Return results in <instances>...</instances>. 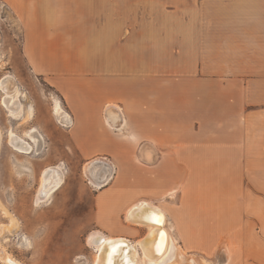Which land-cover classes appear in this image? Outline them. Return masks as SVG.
<instances>
[{"label": "rangeland", "instance_id": "rangeland-1", "mask_svg": "<svg viewBox=\"0 0 264 264\" xmlns=\"http://www.w3.org/2000/svg\"><path fill=\"white\" fill-rule=\"evenodd\" d=\"M175 1L178 0H148L147 10L140 7L143 8V17H147L150 23L145 26L150 36V51L152 46L156 49V41L160 39V23L157 22H160V17L174 16ZM181 1L182 7L189 3V0ZM191 1L193 4L206 2V10L203 12L201 9L199 16L212 19L211 24L206 26L207 35L212 41L193 40L188 43L190 57L188 55L184 59L188 65L198 68V77L214 82H235L237 76L246 83L260 81L258 71L264 70V59L258 53L254 54L252 49H243V42L220 40L226 32L221 24V19L224 23L226 11L221 9L227 1L235 0ZM24 28L13 11L12 3L0 0V79L8 74L13 75L16 82L5 80L4 86H10L13 93L16 92L13 86L17 87L21 100L19 115L12 117L1 104L3 91L0 90V243L11 257L21 264H92L95 252L87 244V236L92 230H102L110 236H125L132 242L146 232L143 226L127 223L123 215L127 205L140 198L150 199L162 207L178 245L186 253L204 257L209 264H224L227 258V264H238L241 252L239 243L245 242V233L240 235L236 226H230L224 222V218H220L218 210L222 199H233L234 203L242 205L238 219L239 225L244 223L249 230L248 243H253L257 238V229V233L264 238V228H258L259 224L262 225L258 219L264 214V201L256 195L253 185L236 183V169L226 168L236 165L237 146L228 147L231 153L228 151L221 155L210 152L213 142L206 136L193 139L195 144L188 150L184 148V139H181V143L177 139L173 143L161 137L160 140L152 136L132 138L124 128L121 131L108 128L110 136L120 139L122 153L82 152L72 135V119L64 117L68 109L60 91L52 84L49 75H39L33 71L23 52ZM136 28L139 30L141 27ZM163 28L167 34L164 35L166 55L148 59L150 71L153 72L150 76L155 78L163 76L157 73L160 70L157 67L166 65L172 68L178 61L173 56L177 43L173 39L172 26ZM212 92L213 113H217L216 106L220 104L217 92V95L221 92L229 94V103L223 110L229 111V114L235 112V88L229 91L214 88ZM263 97L264 90H244L246 124H251V117L247 116L251 112V103ZM55 98L61 102L64 111L62 117L54 113ZM211 114L204 115L206 121L196 122L200 134L209 135L215 123L212 121L219 120V117ZM219 122L216 123L217 127ZM80 124L78 128H81ZM204 125L208 129H204ZM31 127H35L40 135L39 151H16L9 143L8 132L25 137ZM244 141L246 151L251 154L252 166L256 165L257 160H253V157L264 155V138L246 137ZM110 142L114 144L113 138ZM179 147L180 150H177ZM147 151L149 158L145 157ZM96 157L108 159L117 166L110 182L100 189L93 187L84 173V165ZM58 164L65 172L61 185L48 199L37 201L41 172L46 166ZM163 174L167 175L166 179L162 178ZM126 175L151 180L155 184L128 182ZM223 181L232 184L222 185ZM223 204L230 205V210L238 212L236 206H232L233 202ZM1 207L5 209L4 212ZM11 216L18 223L15 228L10 221ZM228 216L230 220L232 212ZM0 264L6 263L0 261Z\"/></svg>", "mask_w": 264, "mask_h": 264}, {"label": "crops", "instance_id": "crops-1", "mask_svg": "<svg viewBox=\"0 0 264 264\" xmlns=\"http://www.w3.org/2000/svg\"><path fill=\"white\" fill-rule=\"evenodd\" d=\"M9 1L20 24L25 27L23 52L33 71L39 75H49L52 84L60 91L74 124L72 135L82 152L122 153L120 139L110 136L108 128L120 131L124 128L132 138L152 136L160 140L161 137L173 143L176 139L180 143L184 139V148L188 150L195 144L193 139L210 137L213 142L212 153L223 155L229 151L228 147L237 146V163L226 168L236 169V183L253 185L256 195L264 201V155L253 157V160L260 162L256 161V165L252 166L249 158L251 154L246 151L244 141L246 137L264 138V99L251 103V112L247 114L251 117L250 125L246 124L244 99L246 88L264 90V70L258 71V82L246 83L238 76L235 82H214L198 77V68L188 65L184 60L191 52L188 43L193 40L212 41L206 28L212 19L199 16L201 9L203 12L206 10V2L193 4L189 0L182 7L183 1H175L174 16L160 17V22H157L160 23V39L156 41V49L152 46L150 51L149 31L145 28L150 23L147 17H143V8H140L146 7L147 10L148 0ZM223 6L221 10L226 13L221 24L226 32L220 40L243 42V49H252L254 54L258 53L264 59V0L227 1ZM194 10H199L198 14ZM165 26H172L173 39L177 43L173 48V56L178 61L172 68L166 65L157 67L160 69L157 73L163 76L155 78L150 76L153 72L150 71L148 59L166 55ZM136 27L141 28L138 30ZM214 88L220 91L236 89L235 112L229 114V111L223 110L229 103V94L221 92L217 95V92L220 104L216 106L217 113H213L211 104ZM115 111L122 114L116 117L115 113H111ZM210 112L219 120L212 121L215 123L209 135L200 134L196 122L202 123L204 115ZM79 123H82V129L78 128ZM204 129H208V126L204 125ZM111 138L114 144L110 142ZM149 155L147 151L145 157L149 158ZM109 162L116 171V164ZM166 176L163 174L162 178L166 179ZM125 180L150 185L154 183L128 175ZM221 184L232 183L223 181ZM220 202V218H224V222L230 226H236L240 235L245 233V242L239 243L241 252L238 264H264V238L257 233V229V238L254 237L253 243H248L249 230L244 223L239 225L242 205L234 203L233 199H222ZM224 202H233L232 206H236L238 212L230 210V205ZM229 212L233 214L230 220ZM258 220L262 223L258 225L260 230L264 228V214ZM224 263H228V258Z\"/></svg>", "mask_w": 264, "mask_h": 264}, {"label": "bare ground", "instance_id": "bare-ground-1", "mask_svg": "<svg viewBox=\"0 0 264 264\" xmlns=\"http://www.w3.org/2000/svg\"><path fill=\"white\" fill-rule=\"evenodd\" d=\"M5 80H9V82H16V78L13 75L8 74L0 79V90L3 91L1 104L10 116L16 118L21 110V100L18 95V88L13 86V88L16 89V92L13 93L10 86H6L7 84L4 86ZM53 109L54 113L58 116H61L64 113L60 100L56 98L54 99ZM111 113H115L116 117H118L117 114H122V112L116 113V111ZM29 114H31V108H29ZM64 117L70 119L68 114ZM8 140L10 145L18 152H29L30 150L31 152L33 150L38 152L40 149V135L37 133L35 127H31L25 133V137L17 135L13 131H9ZM64 173L65 172L63 171L61 164L46 166L41 172L40 185L37 190L38 193L36 200L44 201L48 199L61 185ZM84 173L88 176L89 183L93 187L100 189L110 182L112 175L114 174V168L109 160L102 157H96L84 165ZM145 202L147 205L151 204L159 207L164 215L161 213L160 216L148 214L149 209ZM4 211L5 209L3 212ZM123 215L127 223L146 228V232L142 236L143 238L140 237L136 242H132L125 236H110L102 230H92V232L87 236V244L90 245L95 252L92 264H130L127 253L128 250L123 246V243H121L123 242V239L132 242L134 245L133 251L130 252V258L133 262L132 264H209L202 256L189 254L181 249L172 234V228L169 224L166 212L152 200L140 198L132 202L126 207ZM146 220L154 222V224L145 223ZM10 221L12 222L14 228L18 226L14 217L12 218L11 216ZM161 222L162 225L158 227L156 224H161ZM0 261H3L6 264H21L19 261L11 257L1 243Z\"/></svg>", "mask_w": 264, "mask_h": 264}, {"label": "water", "instance_id": "water-1", "mask_svg": "<svg viewBox=\"0 0 264 264\" xmlns=\"http://www.w3.org/2000/svg\"><path fill=\"white\" fill-rule=\"evenodd\" d=\"M146 205H147V203H146ZM147 206H148V209H149L148 210V214H150V215L154 214L156 216H160V213H161L162 215H164L159 207L153 206L151 204L150 205L148 204ZM145 223H153L154 224V222H151V221H148V220H146ZM156 225L158 227H160L162 225V222H161V224L157 223ZM121 243H123V246L128 250L127 253H128L129 262H130V264H132L133 262H132V260L130 258V252L133 251V247H134L133 243L128 241V240H126V239H123V242H121Z\"/></svg>", "mask_w": 264, "mask_h": 264}]
</instances>
